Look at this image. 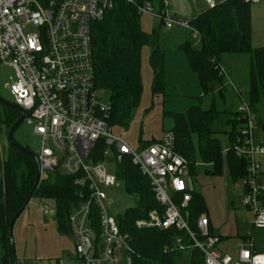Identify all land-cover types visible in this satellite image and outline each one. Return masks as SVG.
<instances>
[{"label": "built area", "instance_id": "obj_1", "mask_svg": "<svg viewBox=\"0 0 264 264\" xmlns=\"http://www.w3.org/2000/svg\"><path fill=\"white\" fill-rule=\"evenodd\" d=\"M206 1L210 8L220 3ZM113 6L114 0H0V62L15 69L9 85L15 104L25 109L30 124L37 120L34 132L41 137V177L50 173L73 176L81 196L87 198L70 215L77 255L84 264L132 262L130 236L121 231L117 217L108 210L113 202L109 190L123 185L105 167L107 155L113 153L118 164L125 156L131 157L164 206L163 211L152 210L147 219L138 220L139 227L185 230L191 246L203 252L205 264H264V253L255 250L252 237L240 245L237 257L219 253L215 249L219 238L211 234L205 213L197 220V231L191 228L190 161L177 151L172 130L137 151L113 132L112 106L102 100L96 87L92 47L93 24L103 20ZM137 8L140 14L158 15L167 27L181 24L193 31L194 38L199 36L187 19L170 14L166 0L158 12L152 4ZM27 26L37 31L27 32ZM221 72L225 75L222 67ZM242 102L237 116L239 134L225 152L232 149L247 161L242 204L254 213V227L264 228V184L257 179L261 172L257 156L264 154V145L254 138L257 114L250 103L243 98ZM99 143L103 149L96 152ZM93 205L98 208L99 231ZM44 207L48 213L49 206ZM177 242L186 248L182 237Z\"/></svg>", "mask_w": 264, "mask_h": 264}, {"label": "trees", "instance_id": "obj_2", "mask_svg": "<svg viewBox=\"0 0 264 264\" xmlns=\"http://www.w3.org/2000/svg\"><path fill=\"white\" fill-rule=\"evenodd\" d=\"M157 1L162 8L164 0ZM154 2L155 0H114L113 8L106 13L104 19L92 26L96 87L109 91L111 124H127L141 102V56L142 48L146 45L152 47L149 60L154 73L153 93L159 94L165 90L169 51L159 45L158 28H154L152 32H146L142 28L141 14L137 8L138 5H153ZM188 22L198 30L199 36L194 38L191 30L190 39L181 45V49L186 52L190 67L197 73L200 85L206 92L213 89L211 86L215 81H222L224 77L219 63L221 54H251L249 103L257 114L258 124L264 128V114L262 116L261 113L264 112V46H253L251 3L225 0ZM195 41H198L197 44ZM12 112L13 115L10 113L6 116L9 128L20 116L18 111L13 109ZM171 114L174 118L171 130L175 134L176 149L190 161L191 173H194L198 163H203L212 166L208 172L215 175H222L228 165L235 178L247 176V161L238 157L232 149L225 152L221 141L214 135L212 126L219 116L215 104L207 110L200 105H193L185 112ZM234 115L230 121L233 130L229 133V146L239 134L238 112ZM156 141H143V145ZM8 149L7 154L0 151V238L4 248L3 264H14L9 224L33 188L37 163L31 153L20 151L11 143ZM102 149L103 144L99 143L96 152ZM117 177L128 193L139 195L136 206L117 216L121 231L130 236L133 250L130 264H178L183 249L177 239L182 237L184 245H191L185 230L137 225L138 220L148 218L150 211L164 209L153 191L150 179L133 164L130 156H125L119 163ZM81 190L75 177L61 173H50L42 178L36 190L35 196L56 200L58 230L63 234H72V210L87 199L81 196ZM195 193L193 189L188 208L190 225L193 220L197 222L207 208L203 195ZM92 216L96 222V230L99 231L98 208L95 205L92 206ZM191 228L197 231L196 228ZM192 264H205L204 254L198 248L193 249Z\"/></svg>", "mask_w": 264, "mask_h": 264}, {"label": "rangeland", "instance_id": "obj_3", "mask_svg": "<svg viewBox=\"0 0 264 264\" xmlns=\"http://www.w3.org/2000/svg\"><path fill=\"white\" fill-rule=\"evenodd\" d=\"M153 6L154 11L158 12L160 5L157 0H155ZM141 25L147 32H152L155 26L159 28L162 32L161 45L170 50L167 63L168 72L165 77V90L163 93H153L154 73L149 60L152 47L146 45L142 48L141 56L143 83L141 102L134 109L127 124H113V132L115 135L122 138L134 151H137L143 147V141L153 139L159 141L163 138L165 131L172 129L174 126V118L171 112H185L193 105H200L203 109L207 110L215 104L219 116L213 123L212 130L214 131V135L221 141L223 148L227 149L231 140L229 133L233 130V124L230 121L235 116L234 113L238 112L239 106L243 103L242 98L247 103L251 99V54H221L220 62L222 64L221 67L223 66L226 70L225 75L222 81H215L212 84L211 87L213 89L211 91L206 92L200 85L197 73L192 71L190 66L187 65L188 63H186L185 69L184 65L182 67L179 60L175 59L179 54H182L183 58L186 55L179 50L178 45L176 46L173 42H168V38L164 35L167 32L165 22H162L158 15L141 13ZM180 26L182 25L180 24L178 27ZM181 30L177 29V31ZM26 31L36 32L37 28L35 26H27ZM180 34L189 36L190 31L183 29ZM256 43H258L257 39ZM253 46L256 47L254 43ZM15 74L13 67L0 62V98L8 104L15 103V98L9 91V85L12 79L15 78ZM99 94L104 102L110 101L108 90L100 89ZM4 102L0 100V150L2 153L7 154L10 144L8 137L10 128L6 116L8 117L10 113L13 115V109L4 104ZM261 113L263 116L264 112L262 111ZM36 122L37 120L30 124L24 118L14 132V139L20 145L38 154L41 150V137L34 132ZM263 134L264 128L259 126L254 132L256 143H260V137ZM105 167L108 174L117 176L119 164L113 153L107 155ZM211 169L212 166L210 165L198 163L194 169V173L191 174L195 188L198 189L200 183H206L209 180H220L219 175L208 172ZM109 197L113 199V202L108 206V210L116 217L123 215L127 209L136 206L139 202V195L128 193L124 185L111 187ZM45 204L49 206V214L45 213ZM56 216L57 203L55 199H42L35 196L14 225L16 250L19 249L21 253L23 251L19 243V235L21 232H24L25 237H30L27 241L29 244L28 246L26 245L27 254L40 256L43 258L45 264H58L59 259L64 256L65 249L70 247L73 250L75 245L73 234H62L58 231ZM191 226L197 229L196 220L191 222ZM42 232H44L43 244L45 245L47 242V245H43L40 248L42 250L43 247L51 248L47 253L55 255L54 257L46 258L42 254H37L38 248L36 246H40L42 243ZM39 236L41 237L39 238ZM61 262L62 264H66L64 261ZM121 264H125V262L123 261Z\"/></svg>", "mask_w": 264, "mask_h": 264}, {"label": "crops", "instance_id": "obj_4", "mask_svg": "<svg viewBox=\"0 0 264 264\" xmlns=\"http://www.w3.org/2000/svg\"><path fill=\"white\" fill-rule=\"evenodd\" d=\"M168 2V9L171 15L178 18L187 19L188 21L202 14L209 9V4L206 0H166ZM220 3L225 0H218ZM252 11V29H253V43L256 47L264 46V0H259L256 3H251ZM162 25V24H159ZM180 24H175L172 27H165L166 33L164 34L168 38V42L178 45L180 51L186 52L181 49V45L190 39L191 29L187 26H180ZM157 28L156 26L153 27ZM177 29H188L190 31L189 36L180 34L181 31ZM159 30V45H161L162 32ZM153 31V30H152ZM147 32V31H146ZM256 39L258 43H256ZM198 41H195L197 44ZM256 43V44H255ZM163 49L170 50L162 47ZM166 59V73L168 72L167 63L168 57ZM177 60L181 63L182 67L186 69V63L189 65L187 55L183 58L182 54L176 56ZM187 59V60H186ZM220 65V59H219ZM190 66V65H189ZM191 68V67H190ZM223 68V66H222ZM223 70H225L223 68ZM193 71V70H192ZM226 71V70H225ZM260 125L258 124V127ZM261 127V126H260ZM260 144L264 145V134L260 137ZM257 160L261 164V172L258 175V182L264 184V154H259ZM192 174V173H191ZM220 180H209L206 183H200L198 189L195 188L192 182V188L195 192L203 195L206 202V211L203 212L209 217L210 232L212 235L217 236L219 241L217 242L215 249L221 254H230L234 257L238 256L239 248L242 243L248 241V238H253V243L256 251L264 253V228H255L253 224L254 213L248 207L242 204L243 196L246 192V187L243 185V179L245 178H235L231 175L230 168L228 165L225 166L224 173L218 176ZM28 207V206H27ZM26 207V209H27ZM25 209V210H26ZM24 210V211H25ZM24 213V212H23ZM22 213V214H23ZM202 213V214H203ZM21 214V215H22ZM49 214V213H48ZM20 215V216H21ZM18 220V219H17ZM16 220V221H17ZM57 222V220H56ZM16 223V222H15ZM58 229V224H57ZM59 231V230H58ZM60 232V231H59ZM44 232L41 233L42 243L38 248L37 254H42L43 256L54 257L53 254H48L47 252L51 249L49 247L40 248L44 244ZM61 233V232H60ZM63 234V233H62ZM1 235V230H0ZM39 236V238L41 237ZM51 236V235H48ZM19 243L21 244L22 253L17 249V255L19 264H45L43 258L40 256H32L27 254V246L29 243L27 241L30 237H25L24 232L19 235ZM74 239V235H73ZM17 240V238H16ZM38 240V237H37ZM41 240V239H39ZM17 242V241H16ZM17 244V243H16ZM27 245V246H26ZM47 245V242L44 246ZM75 245V239H74ZM67 247L65 249L64 256L59 259L58 264H62L64 261L66 264H84L82 259L77 255L75 247L73 250ZM193 247L189 244L186 248L182 250V255L178 261V264H192ZM42 250V251H41ZM4 248L0 238V264H3ZM50 255V256H49ZM127 264V263H125Z\"/></svg>", "mask_w": 264, "mask_h": 264}, {"label": "water", "instance_id": "obj_5", "mask_svg": "<svg viewBox=\"0 0 264 264\" xmlns=\"http://www.w3.org/2000/svg\"><path fill=\"white\" fill-rule=\"evenodd\" d=\"M0 100L2 102H4L3 99L0 98ZM4 104H6L7 106H10L11 108H13L14 110L18 111L20 113L19 118L14 122V124L11 126V128L9 129V133H8V137H9V142L16 147L18 150L23 151V152H29L31 153L35 159H36V163H37V175H36V179L33 185V188L31 189L28 197L26 198L24 204L22 205V207L15 213V215L12 217L10 224H9V237H10V242H11V246H12V255H13V261L14 264H19V260H18V255H17V250H16V246H15V241H14V225L16 220L20 217V215L24 212V210L26 209V207L28 206V204L31 202V200L34 198L36 190L39 188V184L41 182V167H40V161L38 158V154L31 151L30 149L20 145L15 139H14V132L17 129V127L20 125V123L24 120L25 118V114L26 111L24 108H22L21 106L17 105V104H8L6 102H4Z\"/></svg>", "mask_w": 264, "mask_h": 264}]
</instances>
